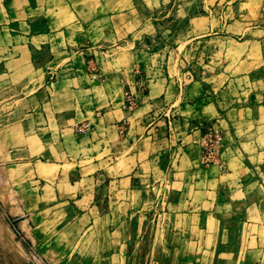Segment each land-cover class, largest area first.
Returning <instances> with one entry per match:
<instances>
[{
    "label": "rangeland",
    "instance_id": "1",
    "mask_svg": "<svg viewBox=\"0 0 264 264\" xmlns=\"http://www.w3.org/2000/svg\"><path fill=\"white\" fill-rule=\"evenodd\" d=\"M45 5L49 27H35L44 41L31 44L35 61L44 56L42 68L23 64L12 76L15 92L0 94V264H264V166L251 176L249 201L205 208L197 217L169 215L163 174L154 178L158 188L145 187L143 202L127 191L121 197L112 195L115 188L95 189L87 177L76 178L81 195L56 202L34 177L56 175L52 154L76 148L77 137L84 147L91 133L106 141L110 131L108 141L127 148L130 124L110 128L104 121L113 111L132 124L146 120V104L124 108L128 96L147 90L127 88L140 75L151 87L202 80L222 99L263 91L264 0ZM87 121L90 129L78 132ZM28 144L36 166L23 175L16 150Z\"/></svg>",
    "mask_w": 264,
    "mask_h": 264
},
{
    "label": "crops",
    "instance_id": "2",
    "mask_svg": "<svg viewBox=\"0 0 264 264\" xmlns=\"http://www.w3.org/2000/svg\"><path fill=\"white\" fill-rule=\"evenodd\" d=\"M44 6L45 0H0V94L15 92L12 76L23 64L37 72L42 68L39 59L44 56L37 54L35 61L32 43L36 40L43 43L45 37L35 27H49V21L44 19ZM140 76L127 88L133 92V88L137 91L136 87H140L136 83L146 86L145 93H138L137 108L149 106L146 120L136 119L132 124L131 118L122 116L123 112L113 111L104 121L110 128L121 120L130 124L127 148L109 142L108 131L106 141L91 133L90 142L84 147L78 146L83 138L77 137L76 148L54 152L49 164L59 168L57 174L49 178L34 176L50 189L51 199L59 202L71 201L72 195L78 197L82 187L76 188V178L82 181L87 177L95 189L115 188L112 195L117 193L121 197L127 191L143 202L145 187L158 188L152 185L154 178L163 174L159 187L164 192L170 187L167 210L173 218L197 217L205 208L249 201L251 176L264 166V90L222 99L215 86L204 85L202 80L187 87H172L169 81L156 82L151 87L148 79ZM206 126L223 135L224 148L217 164L202 162L199 141ZM118 136L117 133L119 139ZM16 152L22 155L17 161L23 164V175H28L30 167L36 166L35 158H30V145ZM65 169L69 173L64 178ZM120 198L119 205L123 202Z\"/></svg>",
    "mask_w": 264,
    "mask_h": 264
},
{
    "label": "built area",
    "instance_id": "3",
    "mask_svg": "<svg viewBox=\"0 0 264 264\" xmlns=\"http://www.w3.org/2000/svg\"><path fill=\"white\" fill-rule=\"evenodd\" d=\"M141 93V90L138 91ZM138 93L131 94L127 97L124 108L129 112H133L139 102ZM91 123L81 124L78 126V132L86 133L90 129ZM199 146L201 149L202 162L205 165L217 164L220 161L222 150L224 148L223 135L221 132L214 130L212 127L206 126L204 133L200 138Z\"/></svg>",
    "mask_w": 264,
    "mask_h": 264
}]
</instances>
